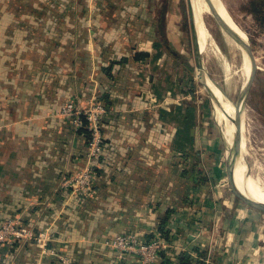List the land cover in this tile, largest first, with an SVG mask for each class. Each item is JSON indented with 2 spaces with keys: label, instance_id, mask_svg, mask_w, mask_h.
I'll return each mask as SVG.
<instances>
[{
  "label": "crops",
  "instance_id": "obj_1",
  "mask_svg": "<svg viewBox=\"0 0 264 264\" xmlns=\"http://www.w3.org/2000/svg\"><path fill=\"white\" fill-rule=\"evenodd\" d=\"M175 7L174 0H0V225L20 218L49 237L46 251L35 241L0 246V264H63L62 256L114 264L108 241L128 233L151 239L166 227L178 262L168 264H182L201 245L210 253L225 194L217 185L224 142L188 97L192 53ZM70 101L106 108L94 182L81 196L60 188L86 162L85 136L58 114ZM228 213L221 236L234 251L217 264H248L264 213L233 197Z\"/></svg>",
  "mask_w": 264,
  "mask_h": 264
},
{
  "label": "rangeland",
  "instance_id": "obj_2",
  "mask_svg": "<svg viewBox=\"0 0 264 264\" xmlns=\"http://www.w3.org/2000/svg\"><path fill=\"white\" fill-rule=\"evenodd\" d=\"M174 2L176 4L175 8L177 9V13L183 16V27L187 32L190 42L189 48L193 55L190 56L193 65L189 67L185 64V76L190 78L189 82H191V80L193 82V89L187 88L190 90V96L188 97L192 98L191 100L193 103H196L195 105L198 106V110H200L202 116L205 114V117H203L204 120L208 119V121H211L210 118H212L215 121L224 142L222 177L217 182V185L218 192L224 191L225 194H222V197L221 194H219L220 200L218 202L220 205L218 207V214L214 219V226L212 227L211 240L213 247L207 256L210 264H217L219 255L220 258H222V262L224 261V263H226L227 255L231 254L234 249L226 248L224 245V243H227L225 241V236L224 238L221 236V229L223 225H225L226 220L232 217L231 213H228L230 197L237 200L236 196L230 190L228 183V173L226 169L228 163L226 156L228 145L222 133L223 124L221 125V121L217 116L215 105H213L214 102H212L209 94L197 76V65L194 58V44L190 24L191 1L174 0ZM220 2L224 4L232 21L238 26L245 43L249 45L250 52L248 49L246 52L247 54L249 53L250 60H252L257 67L254 69L251 63L250 76H253V83L248 96L240 105H242L245 111V162L248 166L249 174L259 182L261 187H264V3H260L257 0H220ZM204 25V30L208 34L212 45L207 52L202 54L206 71L210 78L215 80L228 94H230L229 96L233 101H236L237 97L243 91V75L245 71L243 68L244 60L238 50H236V52L233 50L231 51L230 48L233 42L227 33L218 25L212 12L204 15ZM233 70L235 72H233ZM232 93L233 96L231 95ZM200 104H202V107ZM206 123L207 130H209L208 133L214 134L211 130L210 123L207 121ZM215 168H213L212 174H216ZM241 203L245 205L243 202ZM249 208L263 213L258 209ZM257 218L260 219L263 225L264 221L261 220L259 216H257L256 219ZM252 241L253 249L257 250V252H254V250L250 252L251 261H249L248 264H252L251 262L253 259L256 260L255 264H264V227L260 234L252 236ZM228 244L234 246L235 239H231ZM260 261L263 262L260 263Z\"/></svg>",
  "mask_w": 264,
  "mask_h": 264
},
{
  "label": "built area",
  "instance_id": "obj_3",
  "mask_svg": "<svg viewBox=\"0 0 264 264\" xmlns=\"http://www.w3.org/2000/svg\"><path fill=\"white\" fill-rule=\"evenodd\" d=\"M105 113V106L97 101H90L85 107L78 105L75 101H70L64 104L58 112L61 117L71 119L77 131H87V133H83L87 140L85 166L65 174L60 183V188L71 195L81 196L93 185V163L100 156L104 146L101 121ZM152 236L150 239L136 233L119 234L108 241L107 245L116 253L114 264H129V256L131 255L137 256L138 261L135 264L176 262V258L172 255V251L176 248L173 232H170L169 228L166 227L165 231L160 232L159 230ZM48 240L47 232H35L34 228L25 225L20 218L8 219L0 225V246H12L17 243L35 241L46 251L45 247ZM164 255H168L170 259L166 261ZM191 257L194 260L201 259L205 264H210L208 256L202 259L199 254L193 253ZM61 261L63 264H76L64 256L61 257ZM192 264L196 263L193 261Z\"/></svg>",
  "mask_w": 264,
  "mask_h": 264
},
{
  "label": "bare ground",
  "instance_id": "obj_4",
  "mask_svg": "<svg viewBox=\"0 0 264 264\" xmlns=\"http://www.w3.org/2000/svg\"><path fill=\"white\" fill-rule=\"evenodd\" d=\"M192 4V9L194 13L195 22L198 29V37H199V45L200 51L203 54L207 52L211 45V40L206 33L205 25H204V15L210 14L211 9L209 8L208 0H190ZM215 6V10L219 13L224 21L225 28L227 29V35L232 40L233 44H231V51L238 50L244 60V83H243V91L237 97L236 101H233L231 97L215 80H211L208 77L205 78V82L217 96L219 103L214 102L215 111L219 120L221 121V125L223 124V136L225 138V142L228 145L227 150V173H228V183L229 186L234 181L237 188L241 191V194L247 198L252 204H248L242 201L245 205L252 207L254 209H258L263 212L261 204L264 203V187H261L259 182L254 179L248 172V166L245 162V152H246V139L244 137V122H245V111L242 107L241 102L245 100V88L249 85L248 91L250 90L253 83V76L251 74V63L252 67L256 69L255 63L250 60V56L247 54L246 43L242 38L241 33L239 31L238 26L232 21L231 16L229 15L227 9L224 4L220 2V0H209ZM213 14V13H212ZM235 38H238L241 42L237 41ZM246 44V45H245ZM242 65V64H240ZM237 71V70H236ZM243 71V70H241ZM233 72H235L233 70ZM240 72V70H239ZM199 72H197V76ZM242 76V75H241ZM239 80V79H238ZM233 96V93L231 94ZM246 104V103H244ZM244 106V105H243ZM239 108V109H238ZM241 114L242 119V147H241V156L237 160L236 165L232 163V160L229 157V150H234V136L236 133V125L233 121L237 111ZM259 180V179H258ZM261 183V181H260ZM263 185V184H262Z\"/></svg>",
  "mask_w": 264,
  "mask_h": 264
},
{
  "label": "water",
  "instance_id": "obj_5",
  "mask_svg": "<svg viewBox=\"0 0 264 264\" xmlns=\"http://www.w3.org/2000/svg\"><path fill=\"white\" fill-rule=\"evenodd\" d=\"M208 4H209V8L211 9V12L213 13L212 15L215 18V20L218 23V25L221 27V29L224 32H227V29L225 28L224 21H223L221 15L219 13H217V11L215 10V6L213 5V3H211L208 0ZM190 24H191V30H192V37H193V44H194V55H195V60H196V65H197V72H199L198 78H199L200 82L203 84V86H204L205 90L207 91V93L209 94L212 102H216L218 104L219 100H218L217 96L214 94V92L211 90V88L204 81L205 78H207V77L209 79H211V78H210V76L208 75V73L206 71V68H205V65H204V61H203V58H202V53L200 51L198 29H197V25H196V22H195L192 5H190ZM235 39L237 41L241 42L238 38H235ZM246 47H247V49L250 52V47H249L248 44L246 45ZM248 87H249V85L245 88L246 89L245 90V98L248 96V93H249ZM233 121H234V123L236 125V133H235L234 140H233L234 150H233V152H232V150H229V157L232 160V163L234 165H236L237 160L241 156L242 137H243V135H242L243 134L242 133V119H241V114L239 113V110L237 111ZM230 190L236 196L238 202L241 203L242 201H244V202H246V203H248L250 205L252 204L251 201H249L247 198H245L241 194V191L237 188V186H236L234 181L230 185ZM261 207H262V210H263V213H264V203L263 202L261 204ZM249 257H250V255H249Z\"/></svg>",
  "mask_w": 264,
  "mask_h": 264
},
{
  "label": "trees",
  "instance_id": "obj_6",
  "mask_svg": "<svg viewBox=\"0 0 264 264\" xmlns=\"http://www.w3.org/2000/svg\"><path fill=\"white\" fill-rule=\"evenodd\" d=\"M145 56V55H143ZM81 133H87L86 130H80ZM162 225H161V230H162ZM198 251V254L199 256L204 259L206 256H207V253H208V250L204 247H198L196 249H194V251ZM181 260H184V262L181 261L182 264H192L193 261L196 263V264H205L204 261H201V259H198V262H196V260H194V258L188 256V257H183Z\"/></svg>",
  "mask_w": 264,
  "mask_h": 264
}]
</instances>
